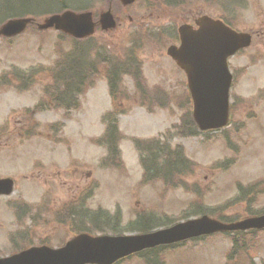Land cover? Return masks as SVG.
Masks as SVG:
<instances>
[{"label": "rangeland", "instance_id": "rangeland-1", "mask_svg": "<svg viewBox=\"0 0 264 264\" xmlns=\"http://www.w3.org/2000/svg\"><path fill=\"white\" fill-rule=\"evenodd\" d=\"M20 1L0 0V28L11 19L5 17L6 13L19 9L11 10V6H19ZM57 1L61 0H53ZM85 1L63 0L69 10L80 7ZM33 2L39 5L49 0H25V5H33ZM119 2L87 1L86 5L95 6L98 13L109 5L113 11L118 10H115L118 15L122 12L119 7H124L125 12L120 15V23L114 27L96 30L92 37L94 40L90 39L94 43L76 41L84 48L93 44L86 49V58L78 56V66L83 65L82 59L94 65L86 70L90 81L85 82L78 97V108L66 111L50 106L39 111L34 116L35 121H32L39 128V133L29 140L20 136L22 128L28 124V116L23 117V111L26 108L31 110L47 84L52 82L51 85L57 87V83L52 81L53 72L70 55L72 37L64 32L60 34L51 27L37 28L36 22L43 24L47 15H51L47 12L35 14L34 23L16 36L5 38L0 35V126L5 127L3 133L0 132V178L16 180L13 193L0 197L1 255L10 251L4 237L16 227L15 215L31 216L30 234L34 244L47 238L51 245H56L71 237L70 221L64 212L58 210L91 179L99 185L86 206L91 210L102 208L109 212L120 208L122 226H128L140 212H148L151 224L165 221L164 216L181 219L190 214L191 205L194 206L191 214L196 215L206 207L213 214L212 207L234 197L236 182L243 185L259 182L245 197V208H264V0H172L168 6L162 1L160 5H155L157 10L152 9L159 15L154 14L148 21L160 22L161 29L141 34L145 42H125V39L128 34L131 38L135 32L137 20L130 21L128 16H147L150 10L142 9L148 7L150 1L135 0L122 4L124 6ZM54 5H39L36 9L43 10ZM178 6L183 7L180 12L185 14L176 12ZM56 7L52 11L57 10ZM197 15L223 16L227 22L252 36L250 47L229 61L237 79L230 93L231 123L222 132L229 135L231 150L223 144L220 133L186 138L179 136L181 130L174 131L173 128L167 143L171 148L179 145L195 162L192 171L186 175L189 178L186 180L187 177L181 176L179 180L177 177L166 188L160 181L141 185L142 169L132 138L164 135L163 132L177 124L181 116L187 114L191 117L192 102L186 99L184 74L167 55L166 49L172 43L168 36L180 23L177 16L192 21ZM158 16L160 20H157ZM163 36L161 42L154 40H161ZM98 49L104 51L111 61L114 57L122 62L116 91L120 93L117 97L119 110L124 113L116 119L124 136L120 143L122 160H119L120 166L113 170L97 167L105 150L92 143V139L102 133V114L111 104L107 92L111 62L105 63L98 58ZM22 73L30 75L23 82L17 79ZM131 74H136L139 80L134 81L135 77ZM136 82L143 83L146 92L140 84L141 94H135L138 92ZM232 156L237 159L233 161ZM218 160L225 164L227 171L214 167L213 163ZM183 183L191 186L190 190H184ZM33 204L39 205L35 207ZM228 204L225 209L216 210L234 217L245 214L243 206ZM29 207L31 214L27 213ZM76 216L80 218L77 212ZM21 225L23 230H28L26 220L20 221ZM229 247V239L216 234L164 248L155 253V257L150 256L151 259L147 255H136L120 264H247L249 260L251 264H264V232L255 238L245 236L241 255H236V251L231 253Z\"/></svg>", "mask_w": 264, "mask_h": 264}, {"label": "water", "instance_id": "water-1", "mask_svg": "<svg viewBox=\"0 0 264 264\" xmlns=\"http://www.w3.org/2000/svg\"><path fill=\"white\" fill-rule=\"evenodd\" d=\"M29 19H15L5 23L0 35L13 36L22 32ZM105 28L113 27L109 12L102 15ZM200 28L192 31L181 27L182 42L168 53L187 73L193 99V117L201 129L224 125L228 118V89L231 76L227 70V58L238 49L250 44V36L236 33L220 21L201 17ZM54 27L75 37H83L93 30L90 13L75 14L67 11L53 15L39 25L40 29ZM185 33V36L183 35ZM12 191L10 179L0 180V194ZM264 228V215L239 222L221 223L207 216L178 223L150 233L133 236H97L79 234L59 249L31 248L8 258L0 264H112L117 259L144 248L169 244L218 231Z\"/></svg>", "mask_w": 264, "mask_h": 264}, {"label": "trees", "instance_id": "trees-1", "mask_svg": "<svg viewBox=\"0 0 264 264\" xmlns=\"http://www.w3.org/2000/svg\"><path fill=\"white\" fill-rule=\"evenodd\" d=\"M54 3L53 7L57 6V10L67 9L68 5L61 0L60 2H53V0H49V2L39 4V5H50ZM18 4L19 6H11V10L14 8H19L18 10L11 11L10 13H6L5 17L15 18V17H24L29 15H38L40 12L49 13L51 12L53 7H49L43 10H37L39 5L37 2H33V5L26 6L25 0H21ZM37 4V5H36ZM77 9H84V7L90 8L91 5H86L87 1L83 3ZM32 7V8H29ZM69 9V8H68ZM61 11V10H60ZM71 42V50L68 58L60 64L58 70L53 72L52 81L54 84L57 83V87L51 84H47L44 87L43 95L40 101L34 106V109H25L23 111V117L28 116V124L22 128V133L20 132V136L23 139H29L36 135L35 133H39V128L35 127L32 121L34 120V115L36 112L49 109L51 107L55 108H64L66 111L68 110H76L78 108V97L82 92L83 86L85 82L90 81L87 76L86 70L93 67V62L88 61L86 59L83 60V65L78 66L77 60L78 56L81 55L83 58H86V47H80L79 42H76L75 39L70 38ZM88 48V47H87ZM114 61L109 59L110 63L109 71V93L112 99L118 97L120 95L119 92L114 91L116 89L117 78L119 77L120 69L118 68L117 61L118 58L113 57ZM59 63V62H58ZM89 75V74H88ZM30 75L25 76V74H21L20 78H17L19 81H22L26 78H29ZM8 84V83H7ZM61 86V87H60ZM114 110L107 112L102 120L105 124V132L102 138L98 141L99 145H102L107 150V155L103 158L101 162V166L103 168H118L120 166L119 160H121V155L118 147V143L121 140V135L118 131L117 119L116 116L119 113H123V111ZM7 124V123H6ZM194 127V128H193ZM175 130H184L182 133H178L179 136L186 137L191 135H196L198 132L195 129V124L192 121V118L187 114L184 118H182L181 123L179 125L172 126V129ZM3 129L5 127L0 126V132L3 133ZM7 131V130H6ZM170 130L166 132L164 135V140L160 141V139L152 138L146 140L134 139V145L139 155V163L142 168V177L141 183L146 185L148 183H152L155 181H160L164 186H169L177 177L180 180L181 176L188 175L193 167V162L190 161L184 153L183 148L179 145L171 146L167 143L168 137L170 135ZM182 178V177H181ZM178 182V181H177ZM183 188L188 190L189 185L183 183ZM91 212V220H89L88 224L85 223V219L81 220H73V231L81 232L87 231L90 233L95 232H104L106 230L112 231L114 233H121L123 229H131L138 230L139 232L149 231L155 227L167 226L175 222L173 218H166L165 221L157 222V224H151L152 220L149 215L139 216V223L143 224L142 227L136 226V224H131L126 226V228H122L118 225V217H114L115 220H111L112 217L106 213ZM93 216L99 218V220H93ZM139 225V224H138ZM164 247H155L152 249L145 250L142 254L149 255L151 257H155V253L162 251Z\"/></svg>", "mask_w": 264, "mask_h": 264}, {"label": "flooded vegetation", "instance_id": "flooded-vegetation-1", "mask_svg": "<svg viewBox=\"0 0 264 264\" xmlns=\"http://www.w3.org/2000/svg\"><path fill=\"white\" fill-rule=\"evenodd\" d=\"M141 1H144V3L150 1V5L148 7H145L143 8L142 10H145V11H149L147 13V16H144L143 14H140L139 16L133 18L132 16H128V19L130 21H132L133 19H137L136 20V23H135V32L132 33L131 35V38H128L129 37V34L127 35V38L125 39V42H145V40H143L141 38V34L144 35V33L146 34L147 32H150V31H154V30H160L161 29V25H160V22L158 24H155L154 22L150 21V18L154 15V14H158L157 12L155 11H152V9H156L157 10V6L155 5H160V3L162 1L166 2L167 3H170L172 2V0H141ZM139 2V1H137ZM120 3V2H119ZM152 3V4H151ZM96 7L93 6L90 8V11L92 12V18H93V21L95 22V28L94 29H97L99 28L100 30H102L100 24H99V20H101V14H100V17L99 16H96ZM121 9V13L118 15L116 14V11H118L117 9H115L113 11V8L111 7V5L107 6V9L110 10L115 22L118 24L120 23V15L125 12V9L124 7H119ZM88 10V9H87ZM183 7H180L178 6L176 8V12H180V11H183ZM175 13V12H173ZM180 14H185L184 12H180ZM159 15V14H158ZM198 16V15H197ZM196 16V17H197ZM194 17L191 21V19L189 18L190 21H187L185 18H180L179 16H177V18L179 19L180 23L177 25L176 28H173L172 30V34L170 36H168V39L170 42H172L170 45H178L179 42H180V37H179V32H178V27L181 26V25H184V24H192L194 25V20L195 18ZM157 20H160V17L158 16L157 17ZM151 23V24H150ZM151 27H155V29H151ZM97 29V31L99 30ZM151 29V30H150ZM94 40V39H93ZM156 40V42H161L164 40V36L163 38L160 39H154ZM95 42V41H94ZM19 221H22V222H25V220H28L29 222H32L31 220V217L29 216H20L19 218ZM23 225H21L20 227H18L19 229L22 228ZM31 225L28 226V230H27V234L26 236H24L21 232H15V233H9L6 235V237H4L8 247H9V252L7 254H11V253H15V252H18L22 249H25L26 247L28 246H31V245H39V244H43V240L40 242V243H32V234L31 233ZM237 234L239 232H236ZM244 233H252L250 231H247V232H244ZM255 233V232H253ZM5 254V255H7Z\"/></svg>", "mask_w": 264, "mask_h": 264}]
</instances>
